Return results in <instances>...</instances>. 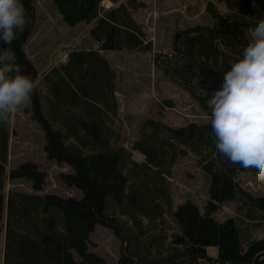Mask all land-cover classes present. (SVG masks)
I'll return each instance as SVG.
<instances>
[{"label": "trees", "instance_id": "1", "mask_svg": "<svg viewBox=\"0 0 264 264\" xmlns=\"http://www.w3.org/2000/svg\"><path fill=\"white\" fill-rule=\"evenodd\" d=\"M102 1L52 0L65 24L90 26L97 45L69 53L66 63L49 69L46 91L35 84L30 96L33 119L45 134L47 158L73 168L74 173L61 178L79 189L82 198L17 191L5 195L7 176L42 190L46 174L31 161L7 170L11 114L0 118L4 264H109L89 251V235L97 225L112 228L121 239L120 264H253L264 250V196L233 179L227 157L215 147L209 121L173 127L147 118L131 149L119 145L118 75L103 52L154 50L131 12L143 3L110 0L114 5L105 8ZM23 3L26 22L11 47L36 81L38 70L24 51L35 8L33 0ZM207 12L211 27L175 30L168 50L153 55L160 75L185 90L208 116L206 100L247 44L251 28L264 18V0H209ZM184 148L210 179L205 213L191 201L174 210L168 190L158 181L160 173L170 174ZM136 153L142 157L137 159ZM225 202L235 203L236 215L221 222L212 215ZM173 224L177 234L168 243L166 227ZM209 247H217L216 257L208 255Z\"/></svg>", "mask_w": 264, "mask_h": 264}, {"label": "rangeland", "instance_id": "2", "mask_svg": "<svg viewBox=\"0 0 264 264\" xmlns=\"http://www.w3.org/2000/svg\"><path fill=\"white\" fill-rule=\"evenodd\" d=\"M123 1L126 3L128 0ZM137 2L143 3L144 6L131 11L132 16L144 31L146 40L152 41L154 51L168 50L175 30L198 25L211 27L214 24L207 12L209 0H137ZM101 4L105 8L114 5L110 0H103ZM33 5L35 20L24 45V51L38 70L36 86L45 92V79L51 67H60L66 63L72 51L90 50L96 48L97 43L90 35V26L86 23L75 27L65 24L52 0H33ZM217 6L221 11H226L224 5ZM154 51L103 52L118 75L116 96L117 125L121 128L119 145L127 149H131L140 139L141 126L147 118L160 119L173 127L209 121L208 116L185 90L160 75L154 65ZM4 114H11L7 170L31 161L46 174L42 190H34L28 180L12 179L7 176L5 195L8 196L10 191H17L39 196L50 194L62 198H82L83 193L79 189L68 186L61 178V174L74 173L73 168L47 158L45 134L38 122L33 119L30 99L11 113ZM4 114L0 115V118ZM183 150V154L178 156L175 165L170 169V174L160 173L161 179L158 181L168 190L174 210L185 201H191L205 213V206L209 201V176L199 166L197 157L187 148ZM141 157L140 154L137 155V159ZM153 169L157 171L156 168ZM238 179L246 191L264 196V188L257 187L254 180L246 177ZM235 208L234 202H225L212 216L223 222L236 215ZM5 217L6 211L0 233V264H4ZM175 234L176 225L166 227L168 243ZM122 248L121 239L110 227L97 225L89 235V251L102 257L109 264H120ZM217 254V247L208 248L209 256L216 257ZM74 257L78 259L77 256Z\"/></svg>", "mask_w": 264, "mask_h": 264}, {"label": "clouds", "instance_id": "3", "mask_svg": "<svg viewBox=\"0 0 264 264\" xmlns=\"http://www.w3.org/2000/svg\"><path fill=\"white\" fill-rule=\"evenodd\" d=\"M25 13L23 0H0V115L28 101L35 87L11 47ZM206 103L215 147L227 157L233 179L250 178L264 188V18Z\"/></svg>", "mask_w": 264, "mask_h": 264}, {"label": "water", "instance_id": "4", "mask_svg": "<svg viewBox=\"0 0 264 264\" xmlns=\"http://www.w3.org/2000/svg\"><path fill=\"white\" fill-rule=\"evenodd\" d=\"M264 259V250L259 252L255 259H254V262L253 264H262V260Z\"/></svg>", "mask_w": 264, "mask_h": 264}]
</instances>
